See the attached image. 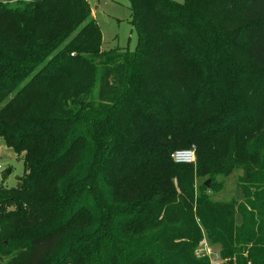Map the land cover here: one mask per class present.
I'll return each mask as SVG.
<instances>
[{
  "label": "trees",
  "instance_id": "16d2710c",
  "mask_svg": "<svg viewBox=\"0 0 264 264\" xmlns=\"http://www.w3.org/2000/svg\"><path fill=\"white\" fill-rule=\"evenodd\" d=\"M127 1L133 52L89 0H0V264H264V0Z\"/></svg>",
  "mask_w": 264,
  "mask_h": 264
},
{
  "label": "rangeland",
  "instance_id": "374dc122",
  "mask_svg": "<svg viewBox=\"0 0 264 264\" xmlns=\"http://www.w3.org/2000/svg\"><path fill=\"white\" fill-rule=\"evenodd\" d=\"M183 3V0H172ZM92 7V16L97 23L102 35V51L118 49L133 52L137 44V35L131 26V11L127 0H89ZM0 187L13 189L18 179L24 173L23 163L16 159L14 151L0 138ZM10 170L9 174L6 172ZM6 174V175H5ZM3 175L5 178L3 179ZM240 172L221 179L222 189L214 200L219 202H242L243 196L237 185ZM236 225L241 224L239 216L235 219ZM209 246V245H208ZM210 247V246H209ZM209 255L210 264H220L217 258V248H211Z\"/></svg>",
  "mask_w": 264,
  "mask_h": 264
},
{
  "label": "built area",
  "instance_id": "2783aa9c",
  "mask_svg": "<svg viewBox=\"0 0 264 264\" xmlns=\"http://www.w3.org/2000/svg\"><path fill=\"white\" fill-rule=\"evenodd\" d=\"M172 160L176 164H194L195 163V150L194 148L188 149V150H180L176 151L172 155ZM1 169V167H0ZM211 249L208 246L206 242H204L201 247L197 250L196 256L201 257H207L209 258V255L211 254ZM218 258V257H217Z\"/></svg>",
  "mask_w": 264,
  "mask_h": 264
},
{
  "label": "water",
  "instance_id": "95a60500",
  "mask_svg": "<svg viewBox=\"0 0 264 264\" xmlns=\"http://www.w3.org/2000/svg\"><path fill=\"white\" fill-rule=\"evenodd\" d=\"M10 173V170H8L7 172H6V174H9ZM205 186H206V188H209V186H210V180H207L206 182H205Z\"/></svg>",
  "mask_w": 264,
  "mask_h": 264
}]
</instances>
